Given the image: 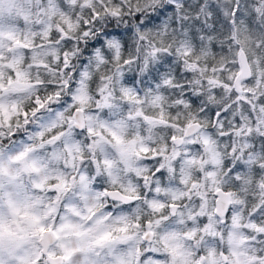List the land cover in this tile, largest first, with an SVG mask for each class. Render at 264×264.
I'll use <instances>...</instances> for the list:
<instances>
[{
    "label": "clouds",
    "instance_id": "obj_1",
    "mask_svg": "<svg viewBox=\"0 0 264 264\" xmlns=\"http://www.w3.org/2000/svg\"><path fill=\"white\" fill-rule=\"evenodd\" d=\"M0 264H264V0H0Z\"/></svg>",
    "mask_w": 264,
    "mask_h": 264
}]
</instances>
